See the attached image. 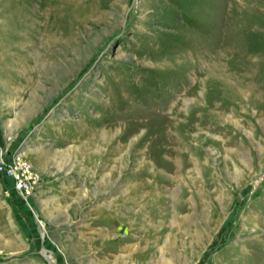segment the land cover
Listing matches in <instances>:
<instances>
[{
	"label": "rangeland",
	"instance_id": "374dc122",
	"mask_svg": "<svg viewBox=\"0 0 264 264\" xmlns=\"http://www.w3.org/2000/svg\"><path fill=\"white\" fill-rule=\"evenodd\" d=\"M0 150V264H264V0H0Z\"/></svg>",
	"mask_w": 264,
	"mask_h": 264
},
{
	"label": "built area",
	"instance_id": "2783aa9c",
	"mask_svg": "<svg viewBox=\"0 0 264 264\" xmlns=\"http://www.w3.org/2000/svg\"><path fill=\"white\" fill-rule=\"evenodd\" d=\"M2 153L3 151L0 150V172L7 173L8 176L11 177V179L13 180L14 187L18 192L19 196L22 197V199L26 202L29 207H31V205L28 203V196L34 194L33 191L35 182L25 180L24 172L20 170V165L18 168L17 165H14L13 163H8L6 157H4L5 160L2 158Z\"/></svg>",
	"mask_w": 264,
	"mask_h": 264
}]
</instances>
